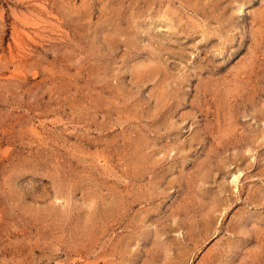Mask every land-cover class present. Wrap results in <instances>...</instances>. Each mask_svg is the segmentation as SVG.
I'll list each match as a JSON object with an SVG mask.
<instances>
[{
  "label": "rangeland",
  "instance_id": "1",
  "mask_svg": "<svg viewBox=\"0 0 264 264\" xmlns=\"http://www.w3.org/2000/svg\"><path fill=\"white\" fill-rule=\"evenodd\" d=\"M0 264H264V0H0Z\"/></svg>",
  "mask_w": 264,
  "mask_h": 264
}]
</instances>
